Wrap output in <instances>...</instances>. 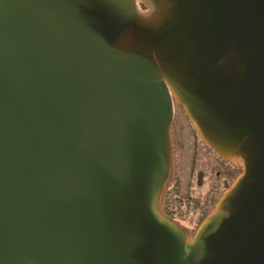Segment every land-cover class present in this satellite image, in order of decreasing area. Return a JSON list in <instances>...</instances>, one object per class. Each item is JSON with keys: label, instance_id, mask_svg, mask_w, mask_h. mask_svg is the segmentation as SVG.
<instances>
[{"label": "water", "instance_id": "95a60500", "mask_svg": "<svg viewBox=\"0 0 264 264\" xmlns=\"http://www.w3.org/2000/svg\"><path fill=\"white\" fill-rule=\"evenodd\" d=\"M176 105L241 168L193 233ZM0 264H264V0H0Z\"/></svg>", "mask_w": 264, "mask_h": 264}, {"label": "flooded vegetation", "instance_id": "af4514ba", "mask_svg": "<svg viewBox=\"0 0 264 264\" xmlns=\"http://www.w3.org/2000/svg\"><path fill=\"white\" fill-rule=\"evenodd\" d=\"M186 124L180 129L173 122L175 177L166 196L165 211L193 233L241 168L219 157L198 138L188 120Z\"/></svg>", "mask_w": 264, "mask_h": 264}, {"label": "rangeland", "instance_id": "374dc122", "mask_svg": "<svg viewBox=\"0 0 264 264\" xmlns=\"http://www.w3.org/2000/svg\"><path fill=\"white\" fill-rule=\"evenodd\" d=\"M175 119H174V125L176 126V127H179L180 129L182 128H184L187 124H186V122H187V119H186V117L184 116V114H183V112H181L182 111V109L180 108V106H178V105H176L175 106ZM198 168V167H197ZM194 185H195V188H196V190H195V192H197L198 191V189H197V186H196V184L194 183V182H192Z\"/></svg>", "mask_w": 264, "mask_h": 264}]
</instances>
